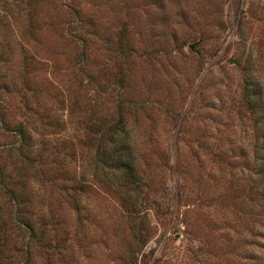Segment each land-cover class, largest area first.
Listing matches in <instances>:
<instances>
[{"label":"rangeland","instance_id":"obj_1","mask_svg":"<svg viewBox=\"0 0 264 264\" xmlns=\"http://www.w3.org/2000/svg\"><path fill=\"white\" fill-rule=\"evenodd\" d=\"M263 111L264 0H0V264H264Z\"/></svg>","mask_w":264,"mask_h":264},{"label":"trees","instance_id":"obj_2","mask_svg":"<svg viewBox=\"0 0 264 264\" xmlns=\"http://www.w3.org/2000/svg\"><path fill=\"white\" fill-rule=\"evenodd\" d=\"M258 93L260 92L258 91ZM256 94H257L256 89L246 85L244 91L245 103L249 112L254 117L261 114L262 112L260 111L261 109L259 105L260 101H258L259 99L256 97ZM261 116L262 117L260 118V120L262 118L263 120L260 121V123H256V125L258 124L260 128H262L264 125V111ZM19 132L22 135V136L20 135V137L23 138L22 131L19 130ZM110 132L111 133L109 134V143L115 152L116 159H115V163H113L114 165L112 164L108 169L112 172L123 171L124 173H131L135 168V164H134L133 152L130 149L131 145L129 141H127L128 139L125 136L126 132L125 129L123 128V125L119 122L118 125H116L115 129H112ZM262 133L264 134V131ZM257 159H258L259 175L263 180V183L260 188V195H261V199L263 200L262 208L264 212V155L263 157H257ZM0 189H2L12 199L14 203V211H15V209L17 208V204L19 202L14 191L8 188L7 185L4 184L2 181H0ZM19 225H20L19 227L24 226L25 228L24 230H26L27 233L32 232V228L29 227V225H25L24 223Z\"/></svg>","mask_w":264,"mask_h":264}]
</instances>
